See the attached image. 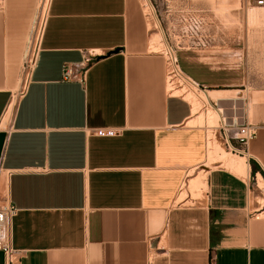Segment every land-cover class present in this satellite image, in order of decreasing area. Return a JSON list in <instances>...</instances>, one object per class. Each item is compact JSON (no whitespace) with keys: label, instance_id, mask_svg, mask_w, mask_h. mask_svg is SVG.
Returning <instances> with one entry per match:
<instances>
[{"label":"crops","instance_id":"crops-1","mask_svg":"<svg viewBox=\"0 0 264 264\" xmlns=\"http://www.w3.org/2000/svg\"><path fill=\"white\" fill-rule=\"evenodd\" d=\"M34 1L0 7V207L16 208L12 264H264V204L254 200L258 176L264 182V104L239 55L216 78L196 54L178 60L201 95L226 94L211 99L214 108L205 101L221 123L256 130L239 155L247 175L216 165L201 179L203 202L188 204L178 193L206 161L207 129L190 124L191 101L170 92L142 0H49L6 117Z\"/></svg>","mask_w":264,"mask_h":264},{"label":"rangeland","instance_id":"rangeland-1","mask_svg":"<svg viewBox=\"0 0 264 264\" xmlns=\"http://www.w3.org/2000/svg\"><path fill=\"white\" fill-rule=\"evenodd\" d=\"M148 1L155 9L153 16L155 15V19L158 21L154 29V32L159 34V37H157L158 41L153 42L151 39V42L154 43H151V46L154 45L151 47L153 51L165 54L168 47H171L175 51L179 62L180 58L183 59L186 54H196L201 61L200 63L207 67L205 69L206 73H209L212 78H216L218 68L223 69L222 67H226V71H232L233 60L237 59L239 61V55L240 61L245 68L242 73L246 81H249V78L255 80V87L251 90L255 94V100L261 105L264 104V6H257L247 0ZM48 2L49 0H35L33 3L28 34L21 57L19 84L12 101L15 100L16 102L19 91L32 65L39 39L38 32L42 28ZM2 3L3 0H0V7ZM142 3L144 10L148 8L146 0H142ZM145 13L147 15L146 11ZM234 54L237 56H234ZM168 87L170 88L169 83ZM176 90L178 89L174 88L173 90L175 94H182L184 91L182 89ZM193 91L187 90L183 94L188 100L193 95L194 99L201 104L196 110H193L190 124L206 127L208 135L207 153L210 148L214 154L210 156L207 154L206 161L202 165L191 169L190 173L192 174L191 176L200 173L205 179L206 172L219 164L233 170L226 165V159H237L240 157L238 154L229 152L225 147L224 137L220 133L222 131V123L219 117L215 116L216 121H210L208 116H206V112L209 109L206 105L207 101L197 89ZM199 95L200 97L196 98ZM243 96L246 97V93ZM204 115L207 120L204 119ZM200 118L201 121L199 120ZM203 170L205 172L201 173ZM236 173L238 172L236 171ZM240 175L246 176L245 174ZM187 181L188 178L182 184L177 199L182 200L187 197L184 202L198 204L205 196V188L199 190L193 186V189L192 185H189L191 182L186 184ZM190 186L192 189L189 188ZM260 191L262 194L254 199L258 201L259 206L264 204V188Z\"/></svg>","mask_w":264,"mask_h":264},{"label":"built area","instance_id":"built-area-1","mask_svg":"<svg viewBox=\"0 0 264 264\" xmlns=\"http://www.w3.org/2000/svg\"><path fill=\"white\" fill-rule=\"evenodd\" d=\"M254 3L257 6H264V0H247ZM153 7V6H152ZM155 12V9L153 7ZM164 54V53H163ZM164 56L167 62V82L170 84V92L175 89L184 90L183 95L187 90L193 91L200 89V85L187 77L180 68L177 60V55L171 47H168ZM74 69L70 65H64L62 68V78L71 79L74 77ZM179 87V88H178ZM222 134L224 137V145L229 152L234 154H244L245 146L248 141L251 140L256 133L255 128L248 124H239L237 120H232L231 123H222ZM232 130H236L237 135L232 133ZM94 133L99 136L114 135L115 131L112 128H97L94 129ZM204 198L200 200L203 202ZM16 211V208L11 203L7 202L0 207V251L3 253L6 264H12L17 258L14 250L10 246V234H11V219Z\"/></svg>","mask_w":264,"mask_h":264},{"label":"bare ground","instance_id":"bare-ground-1","mask_svg":"<svg viewBox=\"0 0 264 264\" xmlns=\"http://www.w3.org/2000/svg\"><path fill=\"white\" fill-rule=\"evenodd\" d=\"M146 3H147V6H148V8H146L145 9V11L147 12V15H148V21L150 22V27L152 28V29H155L156 28V22H157V24H158V21H157V19H155V15L153 16V12L154 11H152L153 10V7H152V5L150 4V2L148 1V0H146ZM146 6V5H145ZM151 29V30H152ZM40 31L41 30H39V32H38V38H39V35H40ZM159 34H157V33H155L154 31H153V33H152V35H151V39L153 40V42H156V40L158 39L157 37H159L158 36ZM158 41V40H157ZM152 43V42H151ZM152 44H154V43H152ZM157 44V43H156ZM152 46H154V45H152ZM151 46V47H152ZM179 88V87H178ZM179 90V89H178ZM178 90H176V91H178ZM175 91V92H176ZM177 93V92H176ZM189 93V92H188ZM172 94H175L174 93V91H173V93ZM191 94V93H190ZM192 95V94H191ZM189 96V95H188ZM204 99L210 104V107H212V108H214L213 107V104L211 103V99H213L216 103H220L219 102V100L220 99H222V98H224V97H226V94L225 93H223V92H212V91H210V92H208V93H206L204 96ZM190 98V101H191V103H192V107H193V109L192 110H196L201 104H200V102L198 101V100H196V99H194V97H193V95L192 96H190L189 97ZM15 100H13L11 103H10V105H9V107H8V110H7V113H6V117H9L10 115H11V113L13 112V110H14V106H15ZM217 114L218 113H216L215 114V111L214 110H210V109H208V111L206 112V116H208V118H209V120L210 121H216V117H217ZM206 116L204 115V119H206ZM216 116V117H215ZM200 117V116H199ZM220 119V118H219ZM194 120V119H193ZM200 121H201V118L199 119ZM198 120V121H199ZM207 120V119H206ZM197 121V122H198ZM226 124V123H225ZM207 125V124H206ZM210 141V140H209ZM209 144V143H208ZM211 145V144H210ZM214 145V144H213ZM218 145V144H217ZM216 146V145H215ZM219 149V148H218ZM221 150V149H220ZM218 151V150H217ZM215 153H217V152H215ZM208 154H209V156L211 155V154H214L211 150H210V148H209V150H208ZM216 157V156H215ZM225 163H226V165L227 166H229L230 168H232L233 170H235V172L237 171L238 173H240V174H245V175H247V173H248V168H249V166H248V164H247V162L245 161V158L243 157H240V158H237V159H226V161H225ZM201 172V171H200ZM205 172V170H203V172L202 173H204ZM189 176H191L190 175V173H189ZM259 178H257L258 179V186L261 188V189H263L264 188V182H263V179L260 177V176H258ZM201 179H202V176L201 175H198V176H191V177H188V181L186 182V184H189L190 182H191V184H189V185H192V188L194 189V187H195V189H199L200 188V183H201ZM194 186V187H193ZM203 186V185H202ZM190 189H192L191 188V186L189 187ZM189 190V189H188ZM191 195V194H190ZM181 197V196H180ZM179 197V198H180ZM183 198V197H182ZM187 198V197H186ZM177 201H178V199H177Z\"/></svg>","mask_w":264,"mask_h":264}]
</instances>
